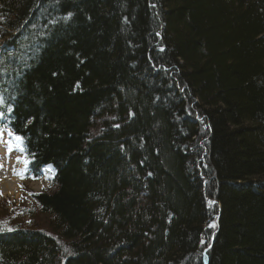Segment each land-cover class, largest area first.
<instances>
[{"label": "trees", "instance_id": "trees-1", "mask_svg": "<svg viewBox=\"0 0 264 264\" xmlns=\"http://www.w3.org/2000/svg\"><path fill=\"white\" fill-rule=\"evenodd\" d=\"M0 39V133L56 171L0 264H264V0H0Z\"/></svg>", "mask_w": 264, "mask_h": 264}, {"label": "rangeland", "instance_id": "rangeland-1", "mask_svg": "<svg viewBox=\"0 0 264 264\" xmlns=\"http://www.w3.org/2000/svg\"><path fill=\"white\" fill-rule=\"evenodd\" d=\"M9 138L13 139L11 136L4 135L0 138V222L8 220L16 224L24 221L28 225L35 223V219L27 218V214L22 210L25 204L31 205V198L28 197V191H25V188L33 192H41L49 188L54 170L50 167L51 171H49V167H46L43 177L39 180H25L16 175L14 169L17 172H23L26 167L22 162L25 156L15 145L11 152L8 151ZM18 158H20L19 162ZM15 180H18L17 185L13 183ZM36 223L43 224V217H37ZM211 225H215V222Z\"/></svg>", "mask_w": 264, "mask_h": 264}, {"label": "snow or ice", "instance_id": "snow-or-ice-1", "mask_svg": "<svg viewBox=\"0 0 264 264\" xmlns=\"http://www.w3.org/2000/svg\"><path fill=\"white\" fill-rule=\"evenodd\" d=\"M77 87H79V85H77ZM0 103H2V100H0ZM10 110V109H9ZM29 123H31V121H29ZM9 135H11L12 136V141H9L8 142V151L9 152H11L12 151V148H13V143H15V146L17 147V148H19V150L21 151V152H23V151H25V148L23 147V137L22 136H20V135H16V134H14V133H12V132H9L8 133ZM20 161V158H18V162ZM25 165H27L28 163H29V161H28V159L27 158H25V159H23V161H22ZM49 171H51V168H50V166H49V169H48ZM14 172H15V174L16 175H19V176H21V178H24V173L23 172H17L15 169H14ZM33 178H35V177H33ZM212 227H214L215 225H211ZM65 251L66 252H68L69 250L67 249V248H65Z\"/></svg>", "mask_w": 264, "mask_h": 264}, {"label": "bare ground", "instance_id": "bare-ground-1", "mask_svg": "<svg viewBox=\"0 0 264 264\" xmlns=\"http://www.w3.org/2000/svg\"><path fill=\"white\" fill-rule=\"evenodd\" d=\"M13 183L17 185L18 184V180L13 181ZM7 189H9V187Z\"/></svg>", "mask_w": 264, "mask_h": 264}]
</instances>
